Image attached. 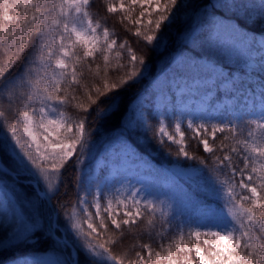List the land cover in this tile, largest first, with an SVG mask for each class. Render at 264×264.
<instances>
[{"label":"snow or ice","instance_id":"snow-or-ice-1","mask_svg":"<svg viewBox=\"0 0 264 264\" xmlns=\"http://www.w3.org/2000/svg\"><path fill=\"white\" fill-rule=\"evenodd\" d=\"M95 2L0 0V92L31 109L0 120V264H264V0H107L143 51ZM97 143L128 194L76 175L54 205Z\"/></svg>","mask_w":264,"mask_h":264},{"label":"trees","instance_id":"trees-1","mask_svg":"<svg viewBox=\"0 0 264 264\" xmlns=\"http://www.w3.org/2000/svg\"><path fill=\"white\" fill-rule=\"evenodd\" d=\"M111 2L117 3V5H118L119 0H111ZM126 2H127V0H126ZM106 5H107V0H96L95 5L93 6V8L91 10L98 17H101V16H107L108 17V25L107 26L110 29H115V31L119 34V39L121 41H124V40L128 41V43L134 48V50H140V51L145 50V44L142 41V39L138 38L134 35L135 29L133 28L132 32H127L120 23L121 14L120 13L108 14L106 11ZM12 14L16 15V12L14 11ZM133 15L138 16L136 11H134ZM2 59L3 58L0 57V60H2ZM156 60H157V58L153 57L154 64H155ZM24 110L31 111V109L26 108L25 105L20 100L17 99V97L10 96V94H8L7 92H0V112H4V114H5L4 119L5 120L12 122L15 118H17V116H18L17 114L24 111ZM67 112L69 115H72L73 117H75L72 109H68ZM4 128H6V127H4ZM101 131H107V129H105L103 127V125H101ZM185 135L187 137L190 135V133L188 131H185ZM257 135H259L258 130H257ZM98 137H99V134L97 133V139H98ZM102 148L103 147L99 143H97L96 148H95V155H98L99 151ZM172 150L175 151L174 146H173ZM188 150L190 153L196 154L199 156L206 155L203 153L202 146L197 145L195 143H192L191 146L188 148ZM169 159H174V157L173 158H166V156L163 153H157L154 156V162L158 166L161 164L163 165L164 162H169ZM90 163H93V159L90 160ZM191 163H194V162L193 161L185 162L183 160V158H181L180 167H184L185 164H191ZM83 166H84V164L82 163L79 166H74L72 169H70L71 167H69V169H67L64 172V176L66 178V183L69 185L68 192L65 195V188L63 185H61L60 186V193L53 200L54 205L57 204L58 200L59 201H70L73 204L75 203V201L77 200V193H76L74 186L72 185V181L76 175H79L82 179H84L86 172L89 169H87L85 171ZM78 168H80V171L78 170ZM237 191H239V189ZM244 194H247V193H244ZM213 204L218 210L223 209L225 211V213L228 212V209L225 207V200H223V199L216 200V201H213ZM69 211L79 212V209L73 208L70 204ZM141 227H143V225H141ZM133 231H136V230L134 229ZM163 235L165 238L173 237L174 239H178V237L174 236L173 233H171L169 231H163ZM157 239L158 238H155V237L149 238V236H147V235L143 236L142 238H140L138 240H133L131 237H129L127 243H137V244L148 243L154 250H160ZM160 242L164 243L166 246L168 243V240L164 239L163 241H160ZM41 247H46V245H41ZM137 250L139 251L140 249L137 248ZM153 260H155V257H153Z\"/></svg>","mask_w":264,"mask_h":264},{"label":"rangeland","instance_id":"rangeland-1","mask_svg":"<svg viewBox=\"0 0 264 264\" xmlns=\"http://www.w3.org/2000/svg\"><path fill=\"white\" fill-rule=\"evenodd\" d=\"M135 11L137 12V14H139L140 9L137 7L135 9ZM186 108H187V110L195 111V110H197L198 106L193 107L191 105H186ZM73 118L75 119V117H73ZM17 119H18V116H17V118H15L12 121V123H16L17 122ZM0 120H5V119H4V117H0ZM151 122L154 125H157L158 126L159 120H158L157 117H152L151 118ZM165 123L167 125H169V127H168L169 132H172L174 130V124H175V122L174 121H171V120H167V121H165ZM197 123H200V121H197ZM3 131H6V128L0 127V132H3ZM185 131H187V130H185ZM95 148H96V145L94 147H92L91 153H87L86 152V154L84 156V159H83L84 166H83V168H84L85 171L87 169H89L86 172V175H85L84 179L86 180L87 177H88V175H92V176H102L106 181L112 182L114 184V187L116 189H120L119 196H120V198H123L125 195L128 194V192H127V186L124 184V182L121 179V175L122 174H114V173H112V171H111L110 168H106V169L103 170V172H101V170L98 167L97 161L100 160L101 154L104 152V148H102L99 151L98 155H95ZM91 159H93V163H90V160ZM163 165H164L165 168L171 166L169 164V162H164ZM73 167L74 166H72L70 169H72ZM78 170L80 171V168H78ZM56 183H59V180H57ZM137 187H139V185H137ZM80 194L83 195V193H80ZM88 198L91 199V197H88ZM199 243L201 244L202 248L206 247L203 244V241L202 240Z\"/></svg>","mask_w":264,"mask_h":264}]
</instances>
